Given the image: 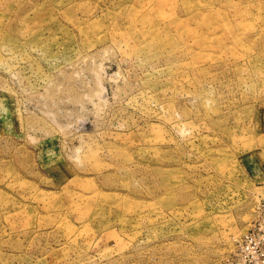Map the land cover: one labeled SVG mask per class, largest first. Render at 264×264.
<instances>
[{
  "label": "rangeland",
  "instance_id": "1",
  "mask_svg": "<svg viewBox=\"0 0 264 264\" xmlns=\"http://www.w3.org/2000/svg\"><path fill=\"white\" fill-rule=\"evenodd\" d=\"M0 264H264V0H0Z\"/></svg>",
  "mask_w": 264,
  "mask_h": 264
}]
</instances>
